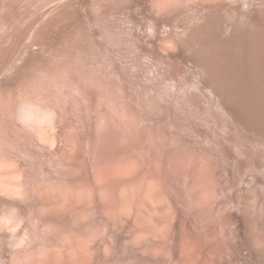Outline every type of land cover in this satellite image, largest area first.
<instances>
[{"label":"rangeland","instance_id":"obj_1","mask_svg":"<svg viewBox=\"0 0 264 264\" xmlns=\"http://www.w3.org/2000/svg\"><path fill=\"white\" fill-rule=\"evenodd\" d=\"M164 6L213 13L0 0V264H264V142L182 46L166 80Z\"/></svg>","mask_w":264,"mask_h":264},{"label":"bare ground","instance_id":"obj_2","mask_svg":"<svg viewBox=\"0 0 264 264\" xmlns=\"http://www.w3.org/2000/svg\"><path fill=\"white\" fill-rule=\"evenodd\" d=\"M189 1L212 15L181 28L172 24L174 17L167 7L159 8L167 30L162 48L166 80L180 73L185 62L182 46L222 108L264 142V0H257L250 12L230 8L233 0Z\"/></svg>","mask_w":264,"mask_h":264}]
</instances>
